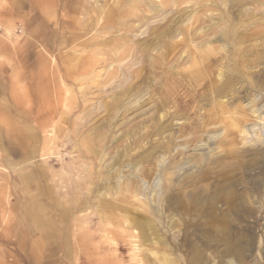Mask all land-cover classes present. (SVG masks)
Returning a JSON list of instances; mask_svg holds the SVG:
<instances>
[{"label": "rangeland", "instance_id": "1", "mask_svg": "<svg viewBox=\"0 0 264 264\" xmlns=\"http://www.w3.org/2000/svg\"><path fill=\"white\" fill-rule=\"evenodd\" d=\"M162 1L0 0V264H264V0Z\"/></svg>", "mask_w": 264, "mask_h": 264}, {"label": "bare ground", "instance_id": "2", "mask_svg": "<svg viewBox=\"0 0 264 264\" xmlns=\"http://www.w3.org/2000/svg\"><path fill=\"white\" fill-rule=\"evenodd\" d=\"M138 1H139V0H138ZM146 1H147V0H146ZM152 1H153V0H152ZM156 1H159V0H156ZM160 1H161V0H160ZM176 1H177V0H176ZM121 2H122V1H121ZM125 2H126V1H125ZM128 2H130V1H128ZM144 2H145V1H144ZM148 2H149V0H148ZM162 2L165 3L164 0H163ZM172 2H173V1H172ZM138 3H140V2H137V4H138ZM145 3H146V2H145ZM156 3H157V2H156ZM125 4H126V3H125ZM134 4H136V3H134ZM146 4H147V3H146ZM146 4H145V5H146ZM151 4H152V3H151ZM151 4H149V5H151ZM161 4L163 5V3H161ZM241 4H242V3H241ZM143 5H144V4H142V6H143ZM149 5L147 4V6H148V7H147L148 10H149ZM156 5H157V4H156ZM162 5H161V6H162ZM158 6H159V4L157 5V7H158ZM143 7H145V6H143ZM164 7H166V5H165ZM242 7H243V6H242ZM147 8H146V9H147ZM158 9H159V8H158ZM148 10H147V12H148ZM153 10H154V9H153ZM159 10H160V9H159ZM163 10H164V9H163ZM145 11H146V10H145ZM156 11H157V10H156ZM132 12H133V11H132ZM153 12H154V11H153ZM240 12H244V11H240ZM145 13H146V12H145ZM157 13H159V12H157ZM154 14H155V13H154ZM147 16H148V15H147ZM144 17H146V16H144ZM232 17H233V16H232ZM121 20H122V19H121ZM128 20H129V19H128ZM117 22H118V20H117ZM119 22H120V19H119ZM129 22H130V21H129ZM129 25H130V23H129ZM132 25H133V24H132ZM132 25H130V26H132ZM124 27H125V25H124ZM133 27H134V26H133ZM125 28L127 29V27H125ZM128 28H129V27H128ZM129 29H130V28H129ZM129 29H128V30H129ZM131 30H132V29H130V31H131ZM190 31H191V30H190ZM157 33L159 34V32H157ZM157 33H156V34H157ZM192 33H194V32H192ZM161 34H163V32H161ZM170 34H171V33H170ZM187 34H189V33L187 32ZM194 34H195V33H194ZM225 35H226V34H225ZM161 36H162V35H161ZM155 37H156V35H155ZM189 37H190V36H189ZM155 39H156V38H155ZM192 39H193V38H192ZM188 40H189V39H188ZM181 43H182V42H181ZM186 43H187V42H186ZM186 43H185V44H186ZM190 46H191V45H190ZM172 47H173V46H172ZM206 48H207V47H206ZM196 49H197V48H196ZM201 49H202V48H201ZM188 51H189V50H188ZM198 51H199V49H198ZM210 51H211V50H210ZM212 52H213V51H212ZM214 54H215V53H214ZM198 55H199V54H198ZM209 55H210V54H209ZM211 55H212V54H211ZM215 55H216V54H215ZM203 56H204V55H203ZM206 58H207V57H206ZM71 61H72V60H71ZM205 66L208 67L209 65L207 64V65H205ZM210 69H211V68H210ZM230 79L232 80V78H230ZM230 79H229V80H230ZM226 80H227V79H226ZM229 80L226 81V82L223 81V82H225L224 85H228L229 83H231ZM220 81H221V80H220ZM232 81H233V80H232ZM231 84H232V83H231ZM231 84H230V85H231ZM226 88H227V86H226ZM129 89H130V88H129ZM216 90L220 93L221 91H224V87H223V86H218V87L216 88ZM215 95H216V94H215ZM201 96H202V95H201ZM204 97H205V96H204ZM205 98H206V97H205ZM163 106L165 107V104L162 103L161 107H163ZM178 106H179V105H178ZM216 106H217V105H216ZM225 108H226V106H225ZM226 109H227V108H226ZM222 110H223V109H222ZM203 195H204V194H203ZM201 197H202V195L198 194V195L196 196V201H195V199H194V203H196V204L198 203V204H199V203L201 202V201H200ZM203 201H204V200H203ZM39 240H40V239H39ZM228 251H229V250L227 249L225 252L227 253ZM226 253H225V254H226ZM196 258H197V257H196Z\"/></svg>", "mask_w": 264, "mask_h": 264}]
</instances>
